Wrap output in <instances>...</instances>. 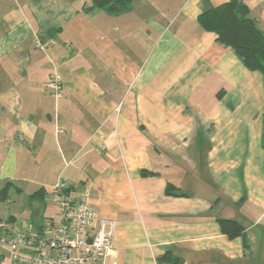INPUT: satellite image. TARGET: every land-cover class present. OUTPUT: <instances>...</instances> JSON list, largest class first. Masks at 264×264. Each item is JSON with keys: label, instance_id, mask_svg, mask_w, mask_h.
Here are the masks:
<instances>
[{"label": "crops", "instance_id": "obj_1", "mask_svg": "<svg viewBox=\"0 0 264 264\" xmlns=\"http://www.w3.org/2000/svg\"><path fill=\"white\" fill-rule=\"evenodd\" d=\"M224 1L0 0L1 197L88 185L118 222L100 264H264V75L198 23ZM242 1L264 32V0Z\"/></svg>", "mask_w": 264, "mask_h": 264}, {"label": "built area", "instance_id": "obj_2", "mask_svg": "<svg viewBox=\"0 0 264 264\" xmlns=\"http://www.w3.org/2000/svg\"><path fill=\"white\" fill-rule=\"evenodd\" d=\"M38 47L42 48L41 42ZM53 95L62 97L63 82L54 75L46 83ZM91 189H81L58 181L46 193L57 209L40 225L0 221V247L10 264H100L114 249L118 222L105 218L91 204Z\"/></svg>", "mask_w": 264, "mask_h": 264}, {"label": "trees", "instance_id": "obj_3", "mask_svg": "<svg viewBox=\"0 0 264 264\" xmlns=\"http://www.w3.org/2000/svg\"><path fill=\"white\" fill-rule=\"evenodd\" d=\"M76 1V0H71ZM91 8L106 9L119 14L130 8L133 0H85ZM200 27L217 35L220 43L231 47L244 65L252 71H259L264 75V32L257 22L250 16V9L242 0H227L203 11L198 18ZM264 147V140H263ZM147 176L149 172H143ZM8 184L1 193L5 199ZM174 185L168 184L167 193L173 194ZM33 199L44 202L45 192L40 190L33 194ZM221 231L230 239L242 237L245 249L249 247L247 230L237 220L228 218L218 219ZM159 264L173 262L170 253L159 258Z\"/></svg>", "mask_w": 264, "mask_h": 264}, {"label": "rangeland", "instance_id": "obj_4", "mask_svg": "<svg viewBox=\"0 0 264 264\" xmlns=\"http://www.w3.org/2000/svg\"><path fill=\"white\" fill-rule=\"evenodd\" d=\"M8 197L2 199L0 195V218H8L11 214H14L18 220L17 225L22 224L24 220L34 221L37 218L36 208L41 212L45 211L46 216H50L57 213L56 205L51 200H46L38 205V202L31 201L27 195H20L16 189H12L8 192ZM0 264H9V258L0 247Z\"/></svg>", "mask_w": 264, "mask_h": 264}]
</instances>
